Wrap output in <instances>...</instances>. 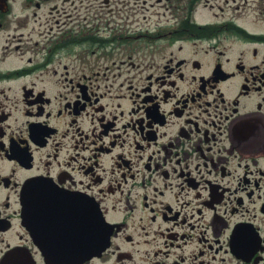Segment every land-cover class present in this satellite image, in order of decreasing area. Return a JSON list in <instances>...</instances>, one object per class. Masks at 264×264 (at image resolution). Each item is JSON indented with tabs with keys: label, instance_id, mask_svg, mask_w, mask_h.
<instances>
[{
	"label": "flooded vegetation",
	"instance_id": "1",
	"mask_svg": "<svg viewBox=\"0 0 264 264\" xmlns=\"http://www.w3.org/2000/svg\"><path fill=\"white\" fill-rule=\"evenodd\" d=\"M264 264V0H0V264Z\"/></svg>",
	"mask_w": 264,
	"mask_h": 264
},
{
	"label": "water",
	"instance_id": "2",
	"mask_svg": "<svg viewBox=\"0 0 264 264\" xmlns=\"http://www.w3.org/2000/svg\"><path fill=\"white\" fill-rule=\"evenodd\" d=\"M89 226L88 232V243H83V246H73L74 260L78 255L92 256L98 251L103 250L107 246L108 233L104 229V225L101 221L97 209L90 205L88 209Z\"/></svg>",
	"mask_w": 264,
	"mask_h": 264
}]
</instances>
